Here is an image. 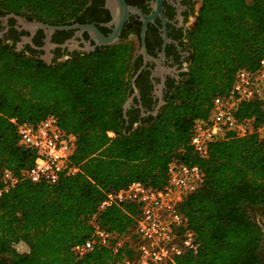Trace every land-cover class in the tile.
<instances>
[{"label": "trees", "instance_id": "1", "mask_svg": "<svg viewBox=\"0 0 264 264\" xmlns=\"http://www.w3.org/2000/svg\"><path fill=\"white\" fill-rule=\"evenodd\" d=\"M87 2L0 0V14L61 24L77 17ZM186 38L189 63L183 79L154 115L138 122L129 110L122 111L131 90L132 42L46 64L0 39V170L17 178L0 194V264L134 259L138 206L130 201L98 215L112 235L109 245H94L81 255L73 246L90 236L88 218L105 191L132 180L163 187L168 167L179 162L196 164L201 172L196 187L178 202L198 247L162 264H264V234L253 217L264 208V137L226 133L208 144L204 156L189 144L193 121L208 116L213 97L229 90L235 71L259 65L264 0H201ZM49 114L62 131L76 135L71 163L78 169L53 183L32 182L25 174L35 153L19 143L16 123H36ZM235 116L258 125L264 122V103L242 101ZM17 243L26 250L18 251Z\"/></svg>", "mask_w": 264, "mask_h": 264}, {"label": "built area", "instance_id": "2", "mask_svg": "<svg viewBox=\"0 0 264 264\" xmlns=\"http://www.w3.org/2000/svg\"><path fill=\"white\" fill-rule=\"evenodd\" d=\"M258 99L264 103V53L253 70L239 68L235 71L229 90L216 95L206 118L193 121L189 144L193 152L204 156L208 144L226 133L237 136L258 132L264 137V122L253 125L252 119H238L235 111L240 102ZM11 121L15 122L14 119ZM18 141L35 153L25 177L32 182L53 183L63 173H74L78 167L71 163L76 135L62 131L53 114L36 123H16ZM113 133L108 132V135ZM111 136V135H110ZM201 172L196 164L172 163L168 167L167 183L160 188L146 187L132 180L118 190H107L90 214L92 227L89 237L76 243L73 250L81 255L94 245H109L112 235L100 226L98 215L111 205L120 206L130 201L138 206L134 216L135 230L140 237L134 249V259H121L116 264H162L183 251H197V242L186 228V220L178 210V202L192 191L200 181ZM3 186L0 194L17 181L8 169L0 170ZM116 246H114V250Z\"/></svg>", "mask_w": 264, "mask_h": 264}, {"label": "flooded vegetation", "instance_id": "3", "mask_svg": "<svg viewBox=\"0 0 264 264\" xmlns=\"http://www.w3.org/2000/svg\"><path fill=\"white\" fill-rule=\"evenodd\" d=\"M88 0L78 16L67 23H49L23 14H0V39L10 44L14 51L35 56L46 64L62 61L75 54H83L106 46L81 26L96 29L102 36L115 30L114 19L121 14L110 0ZM129 7L120 30L118 41L132 42L133 85L129 114L136 122L164 104L171 90L184 77L189 63L186 34L193 26L201 0H123ZM13 13L20 19L10 15ZM149 17V18H148ZM144 27H143V20ZM33 21L50 25H65L47 34L40 27L31 33L28 27ZM28 38V40L26 39ZM117 41V42H118ZM143 45V50L141 49ZM130 78V81H131ZM128 116L126 115V119ZM256 217L264 234V213L256 211Z\"/></svg>", "mask_w": 264, "mask_h": 264}, {"label": "water", "instance_id": "4", "mask_svg": "<svg viewBox=\"0 0 264 264\" xmlns=\"http://www.w3.org/2000/svg\"><path fill=\"white\" fill-rule=\"evenodd\" d=\"M110 4H111V2H110V0H108L107 5L110 6ZM113 5L119 8V11H121V14L117 19L116 18L114 19V22L116 23V25H115V30L113 31V33L111 35L105 37V36H102L100 33H98L97 30L92 28L91 26H87V25L81 26L82 28L87 30L90 34L92 32L91 35L93 36V38L98 40L99 43H102L105 45H109V44H112V43H115L118 41L117 35H118L119 30H120V26H121L124 18L126 17L127 10L129 9V7L124 4L123 0H113ZM10 15H13L14 17L20 19L19 16L15 15L13 13H10ZM145 20L146 19L143 20V27H144ZM25 27H28L31 33L34 31L33 29L35 27L42 28L44 30V32H46L47 39H48V35L52 30L66 28L67 26H65V25H50L47 23H43L41 21H33V22L29 23L28 26L26 25ZM26 39L28 40V38H26ZM141 49L143 50V45H142ZM132 80H133V77L131 78V84L133 85ZM130 100H131V98L127 97L122 104V111H123L124 115H125L126 108L129 106ZM156 109L153 111V115L157 112Z\"/></svg>", "mask_w": 264, "mask_h": 264}, {"label": "rangeland", "instance_id": "5", "mask_svg": "<svg viewBox=\"0 0 264 264\" xmlns=\"http://www.w3.org/2000/svg\"><path fill=\"white\" fill-rule=\"evenodd\" d=\"M112 136V134H110ZM259 211H262L264 213V208L262 209H258ZM254 219L255 221H257L258 223L260 222L259 219L256 217V214H254ZM15 247L18 251H25L26 250V246L22 243H17L15 244ZM263 249H264V239H263Z\"/></svg>", "mask_w": 264, "mask_h": 264}]
</instances>
